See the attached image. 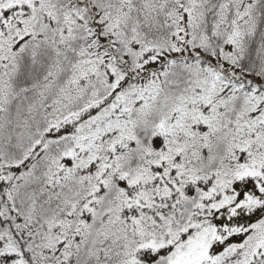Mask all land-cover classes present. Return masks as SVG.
Returning <instances> with one entry per match:
<instances>
[{"label":"snow or ice","instance_id":"6c2138e0","mask_svg":"<svg viewBox=\"0 0 264 264\" xmlns=\"http://www.w3.org/2000/svg\"><path fill=\"white\" fill-rule=\"evenodd\" d=\"M0 264H264V0H0Z\"/></svg>","mask_w":264,"mask_h":264}]
</instances>
